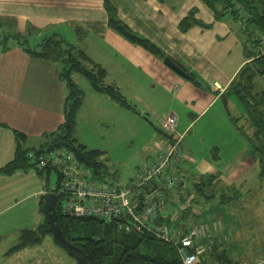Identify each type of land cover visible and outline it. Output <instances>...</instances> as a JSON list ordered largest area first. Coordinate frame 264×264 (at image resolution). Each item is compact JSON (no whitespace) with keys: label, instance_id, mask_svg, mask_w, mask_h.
I'll return each instance as SVG.
<instances>
[{"label":"crops","instance_id":"crops-1","mask_svg":"<svg viewBox=\"0 0 264 264\" xmlns=\"http://www.w3.org/2000/svg\"><path fill=\"white\" fill-rule=\"evenodd\" d=\"M111 1L117 17L133 32L154 43L158 51L152 52L131 42L112 28L103 0H0V13L8 14L3 15L7 20L2 21L1 26L3 31L15 35L32 34L33 41L25 37L32 48H38L48 37L63 39L77 55L83 53L86 65L94 64L103 69L105 83L114 86L133 106L120 105L89 82L82 90L84 95L76 111L73 134L79 142L108 155L110 146L105 140L122 135L126 124L150 123L158 132L157 120L172 113L177 119L176 130L182 134L181 146L185 153L179 167L184 175L181 188L189 174L194 181L211 174L215 179H228L229 186L240 193H237L239 198L255 199L259 193L264 219V164L251 154L247 136L236 129L228 113L241 114L240 103L226 91L237 71L250 59L247 52L253 48L243 22L230 13L218 15L203 0ZM190 9H195L198 21L186 26L182 20ZM5 46L0 47V167L15 155V130L26 136L24 146L34 147L31 145L34 141L40 146L44 133L63 123L69 92L66 81L60 76L62 63L59 60L31 56L17 38ZM166 55L192 78L167 66L163 62ZM98 125L104 128L99 129ZM163 134L147 152L160 151L168 138ZM191 134L215 143L213 148L219 150L214 154L215 160L208 153L193 151L187 144ZM230 140L242 145L234 146L231 154L223 153L225 159H222L220 148ZM149 159H144L143 166ZM52 171L28 167L11 174L0 172V189L4 186L11 192L8 183L12 176L30 177L37 183L33 193L41 208L44 193L55 192L57 178L54 186L48 185ZM179 189L170 194L171 201L180 199ZM1 199L0 194V205L4 206H0V215L11 206L8 205L10 200L2 204ZM243 243L249 247L246 241ZM222 246L225 248L226 244ZM243 256H235L234 263L264 264V259L243 263ZM205 260L212 263L208 254Z\"/></svg>","mask_w":264,"mask_h":264},{"label":"trees","instance_id":"trees-1","mask_svg":"<svg viewBox=\"0 0 264 264\" xmlns=\"http://www.w3.org/2000/svg\"><path fill=\"white\" fill-rule=\"evenodd\" d=\"M203 2L218 15L230 13L234 18L236 16L232 14L231 10L236 12L243 9L246 12L245 28L246 26H251L253 31L258 32V34L254 32L256 37L252 38L256 48H251L247 52V57L250 59L237 71L233 81L228 85L226 94L234 95L241 105L240 115L236 116L228 112L232 123L240 133L247 136L252 149L251 154L254 158H258L260 164H263L264 145L259 147V149L253 146L251 137L245 133L243 125L247 121L252 125L257 137L264 136V89H254L256 76H264V51H260L258 48L261 41L260 35L264 34V0H203ZM103 3L108 12V24L112 28L131 42L140 44L152 52L159 50L154 43L133 32L117 17L116 8L111 0H103ZM182 21L185 22L186 26L198 21L195 17V9H190L188 15ZM15 37L19 39L25 51L31 56L56 59L62 63L60 76L66 81L69 92L66 99L63 123L57 129L44 133V142L39 148L24 146L26 136L20 131H14L17 143L15 155L8 163L0 167V172L11 174L17 169L36 168L27 156L29 149L40 151L45 148L64 147L72 151L83 164L92 168L94 172L99 173L102 168V161L99 160V156L103 155V151L96 148H88L79 142L73 134L76 111L82 101L83 91L77 88L67 75L72 71H79L89 79L97 91L108 94L124 107L133 108V106L114 86L105 83L103 69L94 64H92V67L86 65L84 63L86 57L83 53L77 55L73 47L65 44L63 39L48 37L38 48H32L27 44L26 38H21L18 35H15ZM4 47L6 48V46ZM165 135L168 136L166 133ZM100 177L102 176L100 175ZM215 178L216 176L212 174L207 175V177H201V179H198L199 181H195L194 186L203 188L201 185L204 186L206 179L211 182L216 180ZM181 198L180 202L182 203L184 200ZM56 209L58 212V223L63 234L69 241L83 249L87 264H182L174 246L150 233L122 230L117 227L115 222H106L93 217L62 215L60 213L59 199L56 203ZM185 214H187V211L182 208L177 214V218L174 217L172 219L171 214L165 212L159 219L170 225L182 227L184 231H187L193 222L185 220ZM44 226L46 227L44 228ZM44 231H49L48 224L44 225L43 223L37 229H22L19 235V245L25 246L37 242L39 239L38 232L41 234ZM222 247V244H214L212 251L208 253V257L212 261L209 264H229L230 261H221V258L224 257V248ZM201 264H208L207 260L202 261Z\"/></svg>","mask_w":264,"mask_h":264},{"label":"rangeland","instance_id":"rangeland-1","mask_svg":"<svg viewBox=\"0 0 264 264\" xmlns=\"http://www.w3.org/2000/svg\"><path fill=\"white\" fill-rule=\"evenodd\" d=\"M231 12L236 16V19L241 20L245 26L246 12L243 9L236 12L231 10ZM3 15L8 16V14L7 12H5V14L0 13V47L2 48L16 40V38L13 37L15 33L3 31L4 27L1 26L2 21L7 20V17ZM248 27L246 26L245 28L246 36L255 38V33L258 34V32L253 31L251 26ZM18 36L21 38L26 37L29 41H33L32 37H30L33 36L32 34L26 35L20 33ZM260 36L261 41L258 48H263L264 50V34ZM68 40L70 41V39ZM250 45L256 48L254 44L250 43ZM67 76L69 80L81 90H84L85 86L89 85L90 81L84 75L70 72ZM254 89H264V76H256L254 80ZM136 122L137 121H135L132 126L126 124L122 135L119 137L115 139H110L108 137L109 139L105 140L106 145L110 146V154L99 156V160L102 161V168L99 173H97L98 178L101 175L102 178L107 181L127 184L137 171L143 167L145 163L144 159H149L151 157L148 160L150 161L156 155V153L152 154L151 152H147V149L157 143L159 136H164L163 130H159L158 132L155 131L153 124L150 123H146V125L140 123L139 129ZM243 126L245 128V133L251 137L253 146L259 149V147L264 145V136L257 137L251 124L246 121ZM98 128L101 129L104 127L98 125ZM157 128H159L158 125ZM84 133L88 135L87 131ZM151 133H154V136H151ZM156 134H159L158 137H156ZM194 136L195 134H191L187 142V144L192 147L193 151L197 154L208 153L214 159V154L219 151L213 148L215 143L209 139H198ZM90 137L93 136L90 135ZM31 145L34 146V148H39L38 142L34 141ZM241 145L242 144L238 141L230 140L224 148H220L221 155L223 153H226V155L231 154L233 149H235L233 148L234 146L239 148ZM249 149L250 151L252 150L251 147H249ZM146 155H148V157H146ZM223 158L225 159L222 155V159ZM256 159L258 160V158ZM262 163L264 164V156ZM193 173H195L194 168ZM187 176L188 177L185 179L186 183L178 190V193L181 195L180 198L182 197L181 199L184 201L181 203L180 199L177 202L171 201L170 199L167 203L166 213L169 212L172 219H174V217L177 218V214L184 208L187 211L185 220L191 223L202 218H210V216L220 218L223 222L222 228L224 238L218 244H226L224 248V257L221 258L222 262L226 260L230 261L229 264H238L234 263L233 258H235V256L240 258L243 255V263H253L264 259V219L261 215L262 205L260 204V200L262 198L259 193V197L255 199L250 197L246 199L243 196L239 198L237 197V193L239 192L235 190L237 188L230 187L228 179L221 178L211 182L206 179L204 186L201 185L203 188H197L194 186L197 180L194 181V177L190 174ZM55 179L56 173L52 171L49 178V187L55 185ZM8 186L10 187V193L7 192L4 186L0 189L2 198L1 203L3 204L5 200L8 199L10 200L8 205H11L0 215V264H78L77 260L72 255L54 241L49 231H44L41 234L38 232L39 239L37 242L25 246L19 245V234L22 228L37 229L38 226L43 223L47 225L46 217L43 212L44 195L40 208L35 199L36 195L33 193L37 190V183L30 177H24L21 174L12 176ZM257 192H259V190ZM5 193H7V195ZM173 196L174 195L171 196L172 199L175 197ZM0 206L4 208V206ZM45 227L46 226H44V228ZM244 241H246L249 247L245 246V243H243ZM230 242L233 245L229 246ZM257 264H261V262Z\"/></svg>","mask_w":264,"mask_h":264},{"label":"built area","instance_id":"built-area-1","mask_svg":"<svg viewBox=\"0 0 264 264\" xmlns=\"http://www.w3.org/2000/svg\"><path fill=\"white\" fill-rule=\"evenodd\" d=\"M157 123L168 135L166 144L127 184L98 178L64 147L29 149L27 156L37 169L56 172L54 191L62 215L93 217L115 222L122 230L150 233L174 246L182 264H201L214 244L223 240V222L217 217L201 219L184 231L159 219L166 212L170 194L184 182L179 168L184 152L176 116L168 113Z\"/></svg>","mask_w":264,"mask_h":264},{"label":"water","instance_id":"water-1","mask_svg":"<svg viewBox=\"0 0 264 264\" xmlns=\"http://www.w3.org/2000/svg\"><path fill=\"white\" fill-rule=\"evenodd\" d=\"M163 62L171 69L176 71L182 76L192 78V75L188 73L181 65L174 61L170 56L163 57ZM57 195L55 192L47 191L44 193L43 212L48 224V230L51 232L54 241L72 255L78 262V264H87L86 257L83 249L69 241L58 223V212L56 209Z\"/></svg>","mask_w":264,"mask_h":264}]
</instances>
